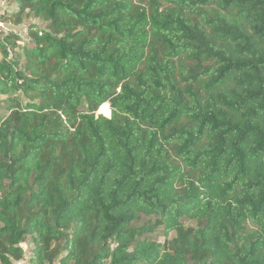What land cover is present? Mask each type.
I'll return each mask as SVG.
<instances>
[{
    "label": "trees",
    "instance_id": "1",
    "mask_svg": "<svg viewBox=\"0 0 264 264\" xmlns=\"http://www.w3.org/2000/svg\"><path fill=\"white\" fill-rule=\"evenodd\" d=\"M8 1L0 264H264V0Z\"/></svg>",
    "mask_w": 264,
    "mask_h": 264
},
{
    "label": "rangeland",
    "instance_id": "2",
    "mask_svg": "<svg viewBox=\"0 0 264 264\" xmlns=\"http://www.w3.org/2000/svg\"><path fill=\"white\" fill-rule=\"evenodd\" d=\"M16 8H17L16 5L13 4L12 2L8 0H0V32L7 33L10 31H13L14 33L19 34L22 38L21 45L24 46L25 44L28 43L26 39V35H27V30H28L29 25L36 24L39 27H44V26L41 23H38L37 21L30 20V19L26 20L22 26H15L12 22H9V21L11 20L10 19L11 13H13L16 10ZM4 115H6L4 110L0 109V117H3ZM98 115L106 116L101 110L98 111ZM148 221H149V218L143 217L138 225L140 226L144 223H147ZM193 225H194L193 222L188 223V226H193ZM150 237H152V239L157 240L161 243H164L166 240V236L162 228L156 230L155 233L150 235ZM174 237H175V234H171L168 237V239L170 240V239H173ZM22 248L26 252V258L25 260L20 261L18 264H30V256H31L33 246L29 239L25 243L22 244Z\"/></svg>",
    "mask_w": 264,
    "mask_h": 264
},
{
    "label": "bare ground",
    "instance_id": "3",
    "mask_svg": "<svg viewBox=\"0 0 264 264\" xmlns=\"http://www.w3.org/2000/svg\"><path fill=\"white\" fill-rule=\"evenodd\" d=\"M107 117L110 115L111 110L108 104H104L100 109Z\"/></svg>",
    "mask_w": 264,
    "mask_h": 264
},
{
    "label": "water",
    "instance_id": "4",
    "mask_svg": "<svg viewBox=\"0 0 264 264\" xmlns=\"http://www.w3.org/2000/svg\"><path fill=\"white\" fill-rule=\"evenodd\" d=\"M110 116H111V114H110Z\"/></svg>",
    "mask_w": 264,
    "mask_h": 264
}]
</instances>
